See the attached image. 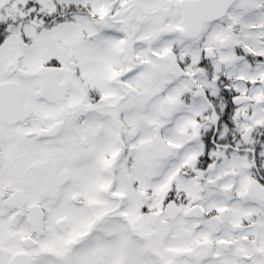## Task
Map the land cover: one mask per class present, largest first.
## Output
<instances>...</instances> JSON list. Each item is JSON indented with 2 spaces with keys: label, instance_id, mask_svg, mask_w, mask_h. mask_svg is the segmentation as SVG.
Segmentation results:
<instances>
[{
  "label": "snow or ice",
  "instance_id": "1",
  "mask_svg": "<svg viewBox=\"0 0 264 264\" xmlns=\"http://www.w3.org/2000/svg\"><path fill=\"white\" fill-rule=\"evenodd\" d=\"M0 264H264V0H0Z\"/></svg>",
  "mask_w": 264,
  "mask_h": 264
}]
</instances>
